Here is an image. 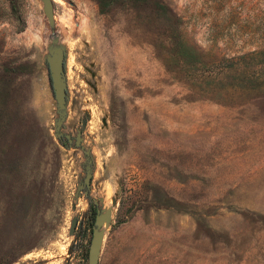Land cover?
Listing matches in <instances>:
<instances>
[{
    "label": "rangeland",
    "instance_id": "rangeland-1",
    "mask_svg": "<svg viewBox=\"0 0 264 264\" xmlns=\"http://www.w3.org/2000/svg\"><path fill=\"white\" fill-rule=\"evenodd\" d=\"M11 2L0 264H87L88 212L112 200L98 264H264V0H51L52 26L41 0ZM51 45L65 52L71 143L53 135Z\"/></svg>",
    "mask_w": 264,
    "mask_h": 264
},
{
    "label": "water",
    "instance_id": "water-1",
    "mask_svg": "<svg viewBox=\"0 0 264 264\" xmlns=\"http://www.w3.org/2000/svg\"><path fill=\"white\" fill-rule=\"evenodd\" d=\"M42 12L49 24H53V13H52V2L51 0H41ZM64 48L61 45H51L47 49V53L44 56V62L46 64L48 77L50 81V87L55 102V109L57 117L55 118L53 126V135L61 140L62 136L65 137L67 142L71 141V138L68 134L61 132V126L65 118V108H66V79L64 74L63 62H64ZM81 136L80 130H77L75 135V146H80ZM88 150L84 151L85 156L88 155ZM87 163H91V160L88 159ZM91 179V165L86 166L85 174L82 179V182L76 185L73 197L77 198L81 190L83 194H87V189L89 188ZM114 204V201H111V205L107 208H99L95 210L93 215V221L91 225V233L87 248V264H98V255L103 241L104 230L107 227L110 220L111 207ZM74 207V204H71ZM90 212V211H89ZM80 225V222L78 223ZM76 225V217L73 216L69 223L68 233L72 234ZM79 235V232L76 233V237ZM70 252V247L67 250ZM17 264V263H16Z\"/></svg>",
    "mask_w": 264,
    "mask_h": 264
},
{
    "label": "trees",
    "instance_id": "trees-1",
    "mask_svg": "<svg viewBox=\"0 0 264 264\" xmlns=\"http://www.w3.org/2000/svg\"><path fill=\"white\" fill-rule=\"evenodd\" d=\"M122 1H135V0H96V3L99 9L106 10L111 5L122 2ZM11 7H12L11 0H0V12L1 11L3 12V10L11 8ZM158 7L161 11L163 12L165 11V8L163 5L158 4ZM177 47H178L177 51L179 52L181 56L186 57L187 55H194V50L192 48H189L187 45H185L184 43L180 41H177ZM243 56H246V55H240L237 57V59L243 58Z\"/></svg>",
    "mask_w": 264,
    "mask_h": 264
},
{
    "label": "flooded vegetation",
    "instance_id": "flooded-vegetation-1",
    "mask_svg": "<svg viewBox=\"0 0 264 264\" xmlns=\"http://www.w3.org/2000/svg\"><path fill=\"white\" fill-rule=\"evenodd\" d=\"M75 135H76V134H75ZM63 137H64V136H62V138H63ZM64 139H65V137H64ZM65 141H66V143H71L72 138H71V141H70V142H67L66 139H65ZM73 141H75V136H74V140H73ZM87 164L90 166L91 163H87ZM84 170H86V166H85ZM95 210H96V208L91 209L90 212H88V215L93 217V215L95 214Z\"/></svg>",
    "mask_w": 264,
    "mask_h": 264
}]
</instances>
